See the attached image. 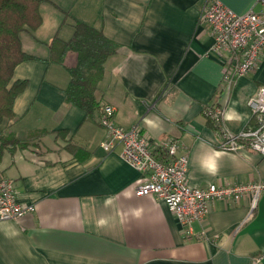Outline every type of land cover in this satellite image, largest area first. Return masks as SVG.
<instances>
[{"label":"crops","instance_id":"1","mask_svg":"<svg viewBox=\"0 0 264 264\" xmlns=\"http://www.w3.org/2000/svg\"><path fill=\"white\" fill-rule=\"evenodd\" d=\"M40 6L41 25L20 35L35 59L14 69L26 81L14 119L0 127V178L12 181L17 200L34 206L19 220L0 221V264H254L264 259V190L252 214L251 194L210 201L191 230L164 202L136 196L139 174L119 146L101 148L107 132L99 111L88 118L65 100L66 69L50 62V42L72 35L63 11L101 30L118 45L104 64L95 98L114 107V124L138 126L150 139L174 138L187 155L195 188L264 183V158L241 144L220 150L222 130L256 128L248 100L264 86L258 68L222 83L211 53L213 36L198 21L202 0H51ZM236 14L258 11V0H216ZM57 8H56V7ZM69 20V21H67ZM65 21V22H64ZM67 23V24H65ZM68 52L64 64H75ZM218 109L217 120L204 109ZM1 138L17 144L2 145Z\"/></svg>","mask_w":264,"mask_h":264},{"label":"built area","instance_id":"2","mask_svg":"<svg viewBox=\"0 0 264 264\" xmlns=\"http://www.w3.org/2000/svg\"><path fill=\"white\" fill-rule=\"evenodd\" d=\"M198 21L207 25L213 36L211 53L222 66V83L227 87L236 79L253 73L264 58V0H258L259 10H249L236 14L216 0H202ZM248 106L256 121V128L239 134L225 130L221 133L220 150L238 151L246 144L251 150L264 158V86L248 100ZM98 123L105 128L107 135L100 144L110 151L119 146L123 161L136 169L139 178L134 185L136 196H154L164 202L180 224L189 233L194 221L202 220L207 213L208 204L215 199L239 201L251 194L249 218L256 206L264 183L224 186L211 184L205 189L195 188L187 181V155L179 153L180 143L174 138L163 142L150 139L140 132L138 126L128 130L114 124V107L101 105ZM204 115L218 119L220 110L205 108ZM162 149L167 161L154 158L156 149ZM34 212V206L18 202L12 181L0 178V221L19 220ZM254 264H264L261 255L253 258Z\"/></svg>","mask_w":264,"mask_h":264},{"label":"trees","instance_id":"3","mask_svg":"<svg viewBox=\"0 0 264 264\" xmlns=\"http://www.w3.org/2000/svg\"><path fill=\"white\" fill-rule=\"evenodd\" d=\"M43 3L54 6L51 0H0V127L14 119V101L26 87L25 80L12 79L16 66L35 59L23 51L20 35L31 33L41 25L40 5ZM63 14L64 20L71 21L72 35L67 41L53 38L49 44L50 62L63 66L69 74L66 102L92 118L101 108L95 91L103 77L104 64L117 52L118 45L101 30L72 19L65 11ZM68 52L76 56L75 64L70 67L64 64ZM1 143L13 147L17 144L13 138H1ZM167 155L159 148L153 154L161 162L169 159Z\"/></svg>","mask_w":264,"mask_h":264},{"label":"rangeland","instance_id":"4","mask_svg":"<svg viewBox=\"0 0 264 264\" xmlns=\"http://www.w3.org/2000/svg\"><path fill=\"white\" fill-rule=\"evenodd\" d=\"M41 5H42V4H41ZM41 5H40V6H41ZM67 21H69V20H67ZM65 24H67V23H65Z\"/></svg>","mask_w":264,"mask_h":264}]
</instances>
